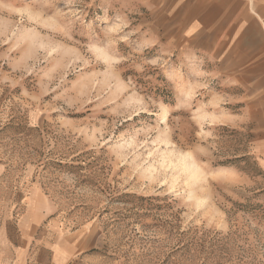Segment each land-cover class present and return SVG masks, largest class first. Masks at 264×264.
Wrapping results in <instances>:
<instances>
[{
  "label": "rangeland",
  "instance_id": "rangeland-1",
  "mask_svg": "<svg viewBox=\"0 0 264 264\" xmlns=\"http://www.w3.org/2000/svg\"><path fill=\"white\" fill-rule=\"evenodd\" d=\"M157 24L136 0H0V253L264 264V87Z\"/></svg>",
  "mask_w": 264,
  "mask_h": 264
},
{
  "label": "crops",
  "instance_id": "crops-1",
  "mask_svg": "<svg viewBox=\"0 0 264 264\" xmlns=\"http://www.w3.org/2000/svg\"><path fill=\"white\" fill-rule=\"evenodd\" d=\"M158 24L163 43L178 47L182 60L219 63L228 77L254 79L264 87V0H136ZM231 71L232 73H229ZM243 84V83H242ZM58 247L38 253L30 264H69L74 254ZM17 254V253H15ZM1 252L0 264H27L21 256ZM18 255V254H17Z\"/></svg>",
  "mask_w": 264,
  "mask_h": 264
}]
</instances>
